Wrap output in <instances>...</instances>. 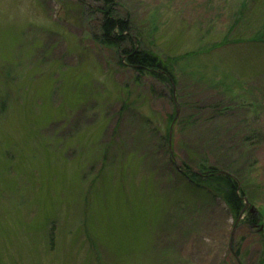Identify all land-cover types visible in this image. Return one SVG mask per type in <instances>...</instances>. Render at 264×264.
Masks as SVG:
<instances>
[{
	"label": "rangeland",
	"instance_id": "1",
	"mask_svg": "<svg viewBox=\"0 0 264 264\" xmlns=\"http://www.w3.org/2000/svg\"><path fill=\"white\" fill-rule=\"evenodd\" d=\"M103 2L0 0V264H260L264 0H112L172 83L101 43ZM169 151L236 172V221Z\"/></svg>",
	"mask_w": 264,
	"mask_h": 264
},
{
	"label": "trees",
	"instance_id": "2",
	"mask_svg": "<svg viewBox=\"0 0 264 264\" xmlns=\"http://www.w3.org/2000/svg\"><path fill=\"white\" fill-rule=\"evenodd\" d=\"M112 5V0H104L102 7H100L103 15L100 23L101 43L110 47L121 48L118 59L121 65L131 68L139 75L148 74L156 80L172 83L174 74L171 60H164V62L158 55L140 50L137 43L132 42L126 33L129 29L127 21L115 16ZM125 41H128L130 45L128 48L121 47ZM171 121L172 118L170 117L169 122ZM183 123L181 117L176 118L175 124L179 128L178 131L183 127ZM173 136V131L171 135L166 133L167 144H169L170 139H173ZM168 150H170L169 147ZM169 153V161L179 175L188 179L194 187L203 188L213 197H218L225 204L234 221L238 219L245 203L242 197L244 191L240 188L239 181L235 177L236 172H230L217 163L213 164L204 158L198 159L199 157H196L197 159L188 158L189 162L179 160L180 163L175 166L173 153L170 151ZM234 253L237 255V251ZM260 264H264V258Z\"/></svg>",
	"mask_w": 264,
	"mask_h": 264
},
{
	"label": "water",
	"instance_id": "3",
	"mask_svg": "<svg viewBox=\"0 0 264 264\" xmlns=\"http://www.w3.org/2000/svg\"><path fill=\"white\" fill-rule=\"evenodd\" d=\"M175 116L177 117V113H176ZM246 206H247V202L245 201V207H246ZM245 207H243V209H242V211H241V214H242V212L244 211Z\"/></svg>",
	"mask_w": 264,
	"mask_h": 264
}]
</instances>
